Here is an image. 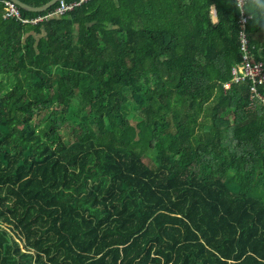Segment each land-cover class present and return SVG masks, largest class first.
<instances>
[{
    "label": "trees",
    "instance_id": "1",
    "mask_svg": "<svg viewBox=\"0 0 264 264\" xmlns=\"http://www.w3.org/2000/svg\"><path fill=\"white\" fill-rule=\"evenodd\" d=\"M3 1L0 264H264V105L231 82L236 1L90 0L36 23ZM243 10L264 63V0Z\"/></svg>",
    "mask_w": 264,
    "mask_h": 264
},
{
    "label": "built area",
    "instance_id": "2",
    "mask_svg": "<svg viewBox=\"0 0 264 264\" xmlns=\"http://www.w3.org/2000/svg\"><path fill=\"white\" fill-rule=\"evenodd\" d=\"M90 0H75L70 3L64 2V0H58L57 6L44 15H38L33 18H21L19 15L18 8L9 0L3 1L4 6V19H15L19 20L21 23H36L47 17L58 16L64 14L67 11L72 10L74 7L81 5L82 3L89 2ZM240 14L238 17V50L240 61L239 63L231 68V82L233 83H242L246 80L250 81L249 86V96L251 100L259 99L264 105V100L258 95L257 87L264 84V63L256 58V55L260 50H255L254 46L250 42L249 33L247 31V24H242V18H250L243 10V5L246 0H235ZM230 83L223 85L224 89H228Z\"/></svg>",
    "mask_w": 264,
    "mask_h": 264
},
{
    "label": "water",
    "instance_id": "3",
    "mask_svg": "<svg viewBox=\"0 0 264 264\" xmlns=\"http://www.w3.org/2000/svg\"><path fill=\"white\" fill-rule=\"evenodd\" d=\"M12 3L15 4V6L18 9L27 11V12H33V13H41L44 12L46 9H48L50 6H52L54 3H56L58 0H49L47 3H45L44 5L40 6V7H29L27 5H24L23 3L17 1V0H9Z\"/></svg>",
    "mask_w": 264,
    "mask_h": 264
},
{
    "label": "crops",
    "instance_id": "4",
    "mask_svg": "<svg viewBox=\"0 0 264 264\" xmlns=\"http://www.w3.org/2000/svg\"><path fill=\"white\" fill-rule=\"evenodd\" d=\"M253 39L259 44H264V33H256L253 35Z\"/></svg>",
    "mask_w": 264,
    "mask_h": 264
},
{
    "label": "clouds",
    "instance_id": "5",
    "mask_svg": "<svg viewBox=\"0 0 264 264\" xmlns=\"http://www.w3.org/2000/svg\"><path fill=\"white\" fill-rule=\"evenodd\" d=\"M238 7H239V5H238ZM241 23L246 25V24H247V19H243V18H242ZM253 26H254V27H257V24H256L255 22H253ZM261 31H264V29H261Z\"/></svg>",
    "mask_w": 264,
    "mask_h": 264
},
{
    "label": "rangeland",
    "instance_id": "6",
    "mask_svg": "<svg viewBox=\"0 0 264 264\" xmlns=\"http://www.w3.org/2000/svg\"><path fill=\"white\" fill-rule=\"evenodd\" d=\"M166 82H167V80H166ZM167 83H169V82H167ZM180 133L184 134L183 130H180ZM142 160L146 161V159H144V158Z\"/></svg>",
    "mask_w": 264,
    "mask_h": 264
}]
</instances>
